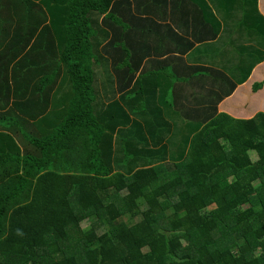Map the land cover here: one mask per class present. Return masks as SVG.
I'll return each instance as SVG.
<instances>
[{
  "label": "trees",
  "instance_id": "obj_1",
  "mask_svg": "<svg viewBox=\"0 0 264 264\" xmlns=\"http://www.w3.org/2000/svg\"><path fill=\"white\" fill-rule=\"evenodd\" d=\"M131 1L0 0V264H264V113L157 123L171 90L157 73L135 83L117 37ZM238 11L264 26L259 0ZM111 65L146 130H167L122 155L115 134L144 122L95 103V68L110 81Z\"/></svg>",
  "mask_w": 264,
  "mask_h": 264
},
{
  "label": "crops",
  "instance_id": "obj_2",
  "mask_svg": "<svg viewBox=\"0 0 264 264\" xmlns=\"http://www.w3.org/2000/svg\"><path fill=\"white\" fill-rule=\"evenodd\" d=\"M202 1L209 3L206 4L211 12L203 10ZM240 1L160 0L154 3L153 0H133L131 4L117 5L116 13L123 25H115L119 28L117 37L125 40V44L133 45V52L129 49L130 56L125 58L131 60L132 56L135 62H139L134 82L145 72L157 73L165 78L164 88L171 90L169 100L174 112L169 113L171 108H168L163 117L169 115L170 120L163 119L165 121L157 123L175 131L179 125L205 124L214 115L226 114L235 119L249 120L264 113V26L245 21V15L243 17L238 11ZM229 10L235 18H232ZM259 10L264 18V0H259ZM211 13L218 20L215 24L211 22ZM101 26L109 31L111 39L114 38L112 30L106 28L105 24ZM125 27L133 30L123 32ZM215 29L218 32L213 35ZM212 35L214 37H210ZM115 57L120 58L117 53ZM200 68H203V73ZM95 72L101 75L98 67ZM110 75L107 90L117 94L111 103L118 100L134 111L131 100L123 101L121 98L131 93L134 87L123 91L121 78L127 77L118 78L112 72V65ZM100 77L96 75L95 103L98 101L96 88ZM146 124L144 122L142 128L132 130L129 125L123 133L117 131L115 138L123 136V142L133 143L147 135V139L151 140V131L146 130ZM164 129L154 130V135L151 134L153 140L163 139L167 132L162 131ZM119 149L123 151L127 147Z\"/></svg>",
  "mask_w": 264,
  "mask_h": 264
},
{
  "label": "rangeland",
  "instance_id": "obj_3",
  "mask_svg": "<svg viewBox=\"0 0 264 264\" xmlns=\"http://www.w3.org/2000/svg\"><path fill=\"white\" fill-rule=\"evenodd\" d=\"M102 20V18L99 20V21H101ZM99 28L100 29H102L103 31H104V33H106V30H104V28L102 27V26H100L99 25ZM108 39H110V34L108 35ZM102 45V44H101ZM99 50L100 49H102V47H100L99 46V48H98ZM97 54L99 55V59L100 60H104L105 59V55H103V52L101 51H99V53L97 52ZM97 76H101L100 78H99V84H98V88H96V91H98V101H97V103L98 102H101V103H107L108 105H109V103H111V101H112V99L113 98H115L116 96H117V94L115 93L114 94V91L113 90H107V88H108V86H109V80L106 78V77H104V75H100L99 73L97 74ZM113 79V78H112ZM105 82H106V84H105ZM96 87V84H95V86H94V88ZM96 103V104H97ZM100 106L102 105V104H99ZM99 106V107H100ZM128 113L131 115V117H133V119H135V120H138V121H140V122H146V121H148V122H150V123H152L153 124V121H152V119H151V116L150 117H146V116H144V114L143 113H134L133 111H132V109L131 108H129L128 109ZM148 119V120H147ZM125 133H127V132H125ZM125 140V138L123 137V136H120L118 139H117V141L119 142V143H117V146H118V152L122 155V151H120V149H119V147H123V148H125V147H129V148H131L130 146H129V143H127V142H123ZM139 142V141H138ZM143 143H145V142H143ZM252 154H253V158L254 159H257L258 158V155H257V153H256V151H253L252 152ZM120 155V156H121ZM122 166L124 167H128V164H122ZM256 185H259V183H256Z\"/></svg>",
  "mask_w": 264,
  "mask_h": 264
}]
</instances>
